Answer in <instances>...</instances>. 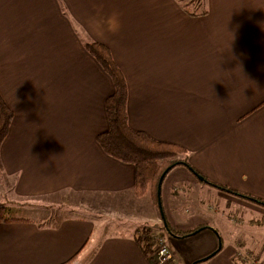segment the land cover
<instances>
[{
	"label": "crops",
	"instance_id": "1",
	"mask_svg": "<svg viewBox=\"0 0 264 264\" xmlns=\"http://www.w3.org/2000/svg\"><path fill=\"white\" fill-rule=\"evenodd\" d=\"M178 1L0 0V95L13 114L0 203L39 212L0 222V264H153L138 230L164 223L150 193L134 194V167L96 141L114 89L88 41L105 45L125 78L129 126L182 147L203 177L177 165L161 180L162 213L178 233L162 238L171 264H264V205L210 184L264 202V0L187 6L198 15ZM62 193L103 197L106 219L132 205L127 219L139 226L106 229L102 212L79 206L38 221L37 204ZM142 200L147 212L135 216Z\"/></svg>",
	"mask_w": 264,
	"mask_h": 264
},
{
	"label": "trees",
	"instance_id": "2",
	"mask_svg": "<svg viewBox=\"0 0 264 264\" xmlns=\"http://www.w3.org/2000/svg\"><path fill=\"white\" fill-rule=\"evenodd\" d=\"M202 1L194 4V1L183 3V7L192 15L203 14L205 10L195 7L193 10L187 8L188 5H200ZM86 51L99 63L101 68L108 74L113 84V93L104 102V109L107 119V130L98 134L96 141L108 156L134 167L135 181L134 194L142 196L150 193L155 204L158 206V183L161 176L174 166L184 165L190 168L197 176L199 175L187 161L185 150L179 145L158 141L151 138L143 131L134 130L128 124L127 116V85L125 78L112 59L109 49L98 42L88 41L84 44ZM12 111L3 101L0 95V145L7 135L12 119ZM207 183H210L206 181ZM211 185L231 194L241 196L245 199L263 204L257 198L243 193H235L230 189L210 183ZM160 202V199H159ZM159 207V206H158ZM8 206L0 203V222L15 221V218L8 216ZM162 218V209L159 208ZM163 220L164 216H163ZM164 228L172 236H177V232L172 231L165 222ZM138 237L142 252L152 259L155 247L153 236L156 231L153 229H142ZM193 233V232H192ZM188 233V234H192ZM187 234V235H188ZM186 236V235H182ZM74 258V257H72ZM72 258L62 264H70ZM199 261L195 262L197 264Z\"/></svg>",
	"mask_w": 264,
	"mask_h": 264
},
{
	"label": "rangeland",
	"instance_id": "3",
	"mask_svg": "<svg viewBox=\"0 0 264 264\" xmlns=\"http://www.w3.org/2000/svg\"><path fill=\"white\" fill-rule=\"evenodd\" d=\"M191 1H194V4H197L201 0H179L178 2H179V4H183L184 2L188 3ZM235 198L239 199L238 197H235ZM42 201L43 202L37 204V205H39L38 207H42V210H40L42 212V215L39 214V220L38 221H43L45 223H53L57 220H60L64 216L70 214L69 212H70L71 208L79 206L82 209H84L83 211H86V212H82V214L88 215L87 212H89V213L91 212V215H92L94 213V211L92 212L93 209L99 210L96 212H102V213H100V215L103 218H100V225L102 226V225L107 224V225H105L106 229L110 227V228H115L116 229L115 231L123 232V231H126L127 228H130V227L135 228V227L139 226V223L135 222L133 219H131V220L127 219V216H129L133 212V207H132V205H129V204H127L126 206H124V204H121V206L118 209L116 208L118 210L117 214H113V216L114 215H117V216L106 219V216H103V215H107V211H108L107 207L109 206V204L107 202L103 203L104 198L99 197V196L94 195V194L62 193L61 196L45 197L42 199ZM143 201L144 200H142V202L141 201L136 202V210L134 211L135 216H138L141 213L144 214L147 212V209H148L147 203L149 204V206L152 205L153 207H155V205L152 201V198H150V196H148V198H147V203H144ZM160 204H161V200H160ZM211 204L214 208L219 209V211L223 210V205L219 204L216 200H213L211 202ZM7 206H8V212H7L8 216H14V217L15 216L16 217L17 216H28L31 219L37 220L36 217L38 216L39 212H36L35 210L21 209L19 206H14V205L11 206L9 203ZM31 209H34V208H31ZM155 209H156V207H155ZM147 223L151 227L142 226L139 228V230H142V229H151L152 230L153 229L154 231H156V234L153 236L154 241H155V247H154V251L152 254V262H154L155 252H156V248L158 246L159 238H163V239L167 240V239H169V237H171V235L163 227L162 223L160 225L158 224L157 227L150 225V224H152V222H150V221ZM114 234H116V232ZM220 237L222 238L223 246H226V244L228 243V240H229L228 233L220 235L219 240H220ZM221 252H222V250H220L218 253H216V255L220 254ZM253 257L247 262V264H256L257 263L255 261L254 262L252 261ZM207 261L208 260L199 261L197 264H205ZM236 263L239 264V261H236ZM259 263H260V261H259ZM259 263H257V264H259Z\"/></svg>",
	"mask_w": 264,
	"mask_h": 264
},
{
	"label": "built area",
	"instance_id": "4",
	"mask_svg": "<svg viewBox=\"0 0 264 264\" xmlns=\"http://www.w3.org/2000/svg\"><path fill=\"white\" fill-rule=\"evenodd\" d=\"M173 254L162 238H159L154 264H171Z\"/></svg>",
	"mask_w": 264,
	"mask_h": 264
},
{
	"label": "water",
	"instance_id": "5",
	"mask_svg": "<svg viewBox=\"0 0 264 264\" xmlns=\"http://www.w3.org/2000/svg\"><path fill=\"white\" fill-rule=\"evenodd\" d=\"M197 178L198 179H200V180H202L203 179V177L202 176H200V175H198L197 176ZM163 179V176H161V178H160V182L158 183V194H159V190H160V184H161V180ZM158 206H159V208L161 207V204H160V202H159V198H158ZM162 220H163V215H162ZM163 223H164V226L166 225L165 224V220H163ZM210 256H208V257H205L204 259H201L200 261H203V260H206V259H208ZM195 263V262H194ZM194 263H192V264H194Z\"/></svg>",
	"mask_w": 264,
	"mask_h": 264
}]
</instances>
